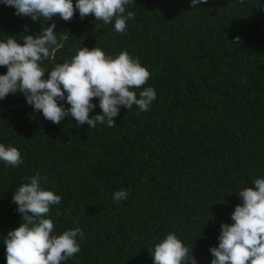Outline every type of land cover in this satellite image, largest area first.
<instances>
[{"label": "trees", "instance_id": "obj_1", "mask_svg": "<svg viewBox=\"0 0 264 264\" xmlns=\"http://www.w3.org/2000/svg\"><path fill=\"white\" fill-rule=\"evenodd\" d=\"M127 11L135 18L121 34L114 20L94 14L81 19L77 10L70 21L57 15L45 25L0 0V40L56 24L62 46L42 62L49 73L83 47L113 57L127 50L150 71L132 90L138 98L147 87L157 94L149 111L121 106L117 126L93 129L71 117L47 120L22 93L0 100V143L24 160L19 167L0 161V264H7L5 237L22 223L14 191L37 172L61 196L45 217L52 235L84 232L80 251L61 264H154L149 250L170 232L193 249L197 264H211L221 225L233 224L243 203L237 192L264 178V0L195 8L191 0H134ZM93 103L90 117L102 114L99 98ZM119 190L128 196L117 202Z\"/></svg>", "mask_w": 264, "mask_h": 264}, {"label": "clouds", "instance_id": "obj_2", "mask_svg": "<svg viewBox=\"0 0 264 264\" xmlns=\"http://www.w3.org/2000/svg\"><path fill=\"white\" fill-rule=\"evenodd\" d=\"M133 2L76 0L74 4L73 0H3L5 5L16 9L17 15L40 22L43 18L41 23L45 25L57 15L70 21L78 10L81 19L94 14L96 21L105 24L114 20V30L121 34L127 32V21L135 18L134 12H126V6ZM202 2L207 3V0H191L193 8ZM55 29L56 24L52 23L36 36L21 34L19 41L15 36L0 40V66L7 68L6 74L0 75V100L9 93H22L27 103L36 111H42L47 120L59 124L65 117H71L91 129L98 123L117 126L114 118L119 116L121 106L131 110L136 105L141 112L150 110L157 98L155 89L145 88L139 92V98L132 90L145 85L150 71L127 50L113 57L100 47H83L70 59L56 63L49 73L42 62L54 57L62 46ZM46 73H49L47 79L44 78ZM94 98H99L102 114L90 117L97 106ZM65 99L70 108L60 104ZM0 161L12 167L24 163L16 147L3 143H0ZM47 179L37 172L14 191L12 202L23 215L21 225L9 231L4 240L7 264H61L80 251L77 237L84 238L80 227L52 235L54 223L45 217L50 206L61 203V196L43 187ZM237 193L243 203L232 213L234 223L221 225L219 245L210 249L214 257L211 264H264V178L255 179L253 186ZM127 196L126 190H119L113 194V199L119 202ZM149 251L154 264H197L193 249L172 232Z\"/></svg>", "mask_w": 264, "mask_h": 264}]
</instances>
